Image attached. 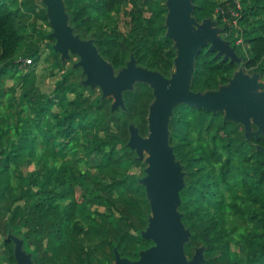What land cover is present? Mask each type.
Returning a JSON list of instances; mask_svg holds the SVG:
<instances>
[{"label":"trees","instance_id":"16d2710c","mask_svg":"<svg viewBox=\"0 0 264 264\" xmlns=\"http://www.w3.org/2000/svg\"><path fill=\"white\" fill-rule=\"evenodd\" d=\"M65 1L69 13L71 7L75 8L70 13L74 26L79 25L87 29L88 33L94 31L97 35L106 36V41L96 42V46L104 59L112 63L115 69L124 66L131 51L140 66L168 74L174 58L172 44L167 40L166 50L154 51L153 41L143 32V23L151 17L152 6L162 0ZM240 2L242 9L238 25L245 39V69L247 72L251 70L261 72L264 67L259 70L254 68L264 62V0H240ZM194 4L196 6L194 16L198 22L209 18L220 20L218 11L225 13L234 8L233 0L223 2L194 0ZM36 6L38 5L35 4V0L0 1V81L3 76L9 75V79H15L23 71L17 82L23 89L31 84L29 78L26 79L27 74L35 71L40 59L36 57L38 52L25 53L26 50L22 45L28 34L38 30L37 26L35 23L34 25L22 23L21 19L35 12ZM41 20L48 27L44 16ZM104 21L107 23L105 26ZM115 25L117 28L112 29ZM239 34L237 36H240ZM26 58H33L32 65L22 62V59ZM235 71L236 67L233 64L228 61L221 62L220 59L215 58V53L208 52L206 47L196 58L192 89L200 92L216 90L225 85ZM85 93L87 92L75 82L63 87L61 94L63 97L60 101L54 100L53 97L44 102L42 99L32 97L28 99L35 106L33 114L31 119L27 118L23 121L21 131L16 133V138H8L3 143V134L0 132V181H3L0 187L10 186V180L15 177L24 183L28 176L21 174L19 170L13 171L14 166L17 168L20 166L18 158L26 154V161L22 162L26 165L29 164V160L38 156L37 177L42 182L37 184L41 193H37V201L35 200L32 205L39 221L34 226L40 231L46 229L51 234L49 244L54 247L53 252L51 251L52 256L62 255L61 259L66 264H73L72 253L79 256L85 254L83 263L92 264L89 248L92 240L96 239L97 243L107 241L112 259V249L115 246L123 256L136 259L137 257L130 258L123 254L120 243H112L109 231L104 230L106 227H102L96 221L97 212L92 213L89 210L90 204L108 205L110 203L108 197L95 194L71 201L77 177L65 164L55 168L53 176L46 172L44 177H40L42 173L48 171L47 162L52 159V156L46 159L49 148L57 151L69 147V151H79L70 157L74 163L86 162L90 156L95 155L101 156V162L108 165L116 155V147L119 144L113 143L108 149L106 146L108 143L100 140L99 135L95 134L99 127L92 125V117L87 113L81 115L75 111L77 107L75 100L84 99ZM71 95L72 107L66 106L67 97ZM178 110L180 113L170 125L171 144L186 167L188 189L182 196V212L183 222L190 227L192 239H196L197 232L201 237L208 238V241L201 243L207 245L206 264H228L225 263V259L229 254L233 256L230 264H264V154L255 153L254 149L256 144L264 147V139L252 140V144H248L243 141L240 128L230 123L223 124L220 114H211L187 106H182ZM120 113L126 114L118 111L111 117ZM98 123L102 126L106 123V119L102 116ZM40 142H43L42 148L39 146ZM129 154L131 155L127 158L129 164L134 168L138 165L143 167L133 160L135 157L133 153L129 152ZM140 175L115 174L114 179L108 180L106 177L103 182L108 183L105 185L106 188L121 187L126 192L130 190L140 195L148 205L143 189L136 182V178ZM127 179L133 180L131 187L130 184H126ZM48 185L50 189L45 190ZM8 209L12 213L10 207ZM147 214H149V206ZM8 226L18 230L16 226L11 224ZM98 226L102 229V235L95 238L93 228ZM243 230L254 231L255 235L247 233L240 245L235 244V253L231 254L233 237L238 238L237 235ZM139 240L147 243L140 237ZM147 244L150 246V243ZM2 245L1 253L6 256L8 264H15L12 244L3 241ZM143 248L146 247L139 248L138 251ZM35 260L38 263L36 254Z\"/></svg>","mask_w":264,"mask_h":264},{"label":"water","instance_id":"95a60500","mask_svg":"<svg viewBox=\"0 0 264 264\" xmlns=\"http://www.w3.org/2000/svg\"><path fill=\"white\" fill-rule=\"evenodd\" d=\"M44 10L52 53L61 65L70 63V72H78L77 85L89 95L99 93L97 102L110 100L109 116L121 111L128 113L125 95L138 85L152 92L148 106L145 136L133 122L127 124L128 139L122 146L133 153V160L143 169L137 184L143 189L149 214L146 227L139 231L149 247L140 249L136 259L123 256L115 246L109 264H206L207 245L193 247L189 257L186 249L193 237L190 227L183 222L184 192L188 189L186 167L171 144L170 125L182 106L222 115V123H230L242 131L243 141L264 139V81L261 74L247 72L245 55L236 50L231 40L223 37L225 27L218 19L198 22L194 16V0H165V39L174 52L168 74L149 70L138 64L130 51L124 66L115 69L104 59L96 40L85 39L76 33L72 16L65 0H35ZM215 53L221 62L236 67L232 78L216 90L194 91L192 81L196 58L201 50ZM255 153L264 154V147L254 145ZM4 241L13 247L15 264H38L26 239L15 228L8 226Z\"/></svg>","mask_w":264,"mask_h":264},{"label":"rangeland","instance_id":"374dc122","mask_svg":"<svg viewBox=\"0 0 264 264\" xmlns=\"http://www.w3.org/2000/svg\"><path fill=\"white\" fill-rule=\"evenodd\" d=\"M16 1L21 2L23 0ZM164 2L165 0H162L159 4H154L152 6L151 17L143 23L144 35L153 41L152 50L154 51L166 50L167 40H165L164 29L166 12ZM75 7L78 8L79 6ZM74 10V7L69 9L70 13ZM41 14L45 17L43 8L38 5L36 6L35 12L25 15L21 19L22 23L25 24L34 25L35 23L38 29L36 32L28 34L29 36L22 44L26 50L25 53L38 52L36 57L40 59L37 62L38 66L35 71H30L27 74L26 79L29 78L31 84L25 87V89L18 86L17 82L19 81V77L23 75V71L20 72L15 79H9V75L3 76L0 81V132L3 134V143L8 138H16V133L21 131L23 121L27 118L31 119L33 114L32 111L35 106L29 102L28 99L30 97L33 99H42L43 102L50 97H53L56 101H60L63 97L61 96L63 87L79 80L77 76L78 72H70V63L61 65L59 58L52 54L49 48L50 42L44 38V34L49 33V28L42 22L41 19L43 16ZM105 24L107 23L104 21L103 25L105 26ZM116 28L115 25L112 29ZM75 29L76 33L80 34L85 39L92 38L97 42L106 41V36L97 35L94 31L88 33L87 29L79 25L75 26ZM236 33V30H231L229 35L233 37ZM30 40L33 42L29 43ZM169 43L171 44V42ZM124 48H126L125 45ZM244 48L246 49L245 43ZM239 52L243 53V55L245 54V51ZM263 65L264 62L260 63L254 69L259 70L264 67ZM252 71L254 70H251V72ZM26 91H29V93ZM85 94L86 97L81 99L84 100L83 102L80 99L75 100L77 106L75 111L81 115L87 113L92 117V125L95 127L98 125L99 127V130L95 131V134L99 135L100 140H105V142L108 143V145H106L108 149L111 148V144L113 143H118L120 145L116 147V155H114L112 162L108 165L101 162V156L96 157L95 155V157L90 156L86 162L74 163L70 157L75 153H79V151H69V147H64L57 151H53L49 148L46 159H48L49 156H52V159L47 162L48 171L42 173L40 177H44L46 172H49V174L53 176L55 174V168L61 164H65L69 169H72L73 175L77 177L75 180L74 196L71 197V201L82 197H91L95 194L108 197L110 200L108 205L90 204L89 210H91L92 213H94V211L97 212L95 216L96 221L99 225L101 224L102 227L107 228H104V230H108L111 234L112 243H120V250L123 254L130 258H136L139 248L149 246L147 243H142L138 236V231L145 227V216L148 213V205L140 195H136L130 190L126 192L121 187L106 188L105 185L108 183L103 181L106 177H108V180L114 179L115 174L125 176L140 175L143 167L138 165L137 168H134L133 165L129 164L127 158L131 157V155L128 151L123 149L121 144L127 142V124L130 121L140 128L143 136L146 135V117L148 106L152 101V92L147 86L138 85L133 93L125 95L128 107L127 115L120 113L113 118L110 117L108 113L110 100L99 103L96 101L99 93L94 95ZM72 99V95L67 97V102H65L66 106L72 107V105H70V100ZM179 113L178 110L176 115ZM102 116L106 119V123L99 126L98 122ZM192 136L194 137L195 135ZM42 143L43 142L39 143L40 148H42ZM26 156V154H23V156L18 158L20 166L18 168L14 166L13 171L19 170L21 174H26L28 179L22 183V181L15 177L10 180V186L0 187V264L7 263L6 256L1 252L3 251L2 237L3 234L6 233L5 229L8 224L16 226L20 236L26 238L27 244L31 250L35 252L39 264H66L61 259L62 255L52 256L51 251L53 252L54 247L53 245L51 247L49 244V237L51 234H49L46 229L40 231L35 227L39 221L38 217L36 218L34 214L32 205L35 203V200L37 201V193H41V191H38L37 184L42 182V180L37 177L39 166L38 156L33 157L29 160V164L25 165L22 162L26 161ZM126 162L128 165H126ZM30 181H33V183ZM132 181V179H127L126 184H130L131 187ZM2 184L3 181H0V185ZM44 189L49 190L50 186L48 185ZM9 207L12 213L9 211ZM101 232L102 229H100L99 226L98 228H93L95 238L100 237L102 235ZM247 233L255 235L254 231L243 230L242 233L237 235L239 236L238 238L233 237L231 242L233 244L230 250L231 254L235 253V244L236 246L240 245ZM195 235L196 239H192L187 248L188 256L192 255L193 251L191 248L193 246H198L205 240L208 241V238L201 237L198 232ZM107 245V241H100L97 243L96 239L92 240L89 248V252L92 255V264H109L113 260L111 257V250ZM71 257L74 259L73 264H84L83 259L85 258V254L79 256L76 253H72ZM226 258L225 263H232V255L229 254Z\"/></svg>","mask_w":264,"mask_h":264},{"label":"built area","instance_id":"2783aa9c","mask_svg":"<svg viewBox=\"0 0 264 264\" xmlns=\"http://www.w3.org/2000/svg\"><path fill=\"white\" fill-rule=\"evenodd\" d=\"M233 5L234 8L228 10L225 13L223 11H218V15H220L221 17L220 20L218 19V21L222 27H225V33L223 34V37L228 40H231L234 47L237 50L245 51L246 54V49L244 48L245 39L241 34V30H240L241 28L238 25V19L241 17L240 11L242 9V5L240 0H233ZM226 28H228V32H226ZM231 30L237 31V33L233 37L232 35H229ZM238 33H240L239 34L240 36H237ZM22 62L26 65H32L33 58L23 59ZM260 74H261V80L264 81V70L261 71Z\"/></svg>","mask_w":264,"mask_h":264},{"label":"crops","instance_id":"0c3cea01","mask_svg":"<svg viewBox=\"0 0 264 264\" xmlns=\"http://www.w3.org/2000/svg\"><path fill=\"white\" fill-rule=\"evenodd\" d=\"M49 28V27H48ZM50 31V29H48V32ZM50 48V47H49ZM51 50V49H50ZM52 52V51H51ZM53 54V53H52ZM54 55V54H53ZM22 61H23V59H22ZM26 66V65H25ZM4 237H5V235H4ZM4 237H2V239H3V241H4ZM6 264H8V261H7V263Z\"/></svg>","mask_w":264,"mask_h":264}]
</instances>
